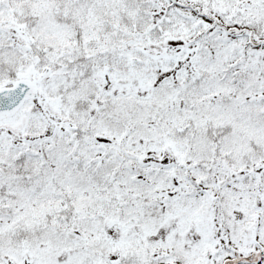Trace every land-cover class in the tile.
<instances>
[{"label":"snow or ice","instance_id":"snow-or-ice-1","mask_svg":"<svg viewBox=\"0 0 264 264\" xmlns=\"http://www.w3.org/2000/svg\"><path fill=\"white\" fill-rule=\"evenodd\" d=\"M0 264H264V0H0Z\"/></svg>","mask_w":264,"mask_h":264}]
</instances>
